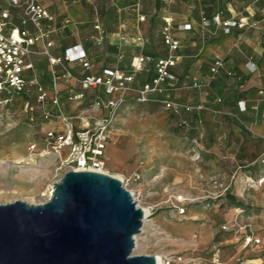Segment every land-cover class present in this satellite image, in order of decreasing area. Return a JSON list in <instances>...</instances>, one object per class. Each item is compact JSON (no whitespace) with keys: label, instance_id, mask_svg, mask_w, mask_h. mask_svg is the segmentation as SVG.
<instances>
[{"label":"rangeland","instance_id":"rangeland-1","mask_svg":"<svg viewBox=\"0 0 264 264\" xmlns=\"http://www.w3.org/2000/svg\"><path fill=\"white\" fill-rule=\"evenodd\" d=\"M64 1L54 0L57 21L69 20L67 8L74 12L76 18L70 22L78 29L72 27L70 40L85 41L92 48L93 56L97 38L103 36L101 42L105 43L107 34L119 33L128 40L130 51H133L132 38H137L139 32L150 41L140 47L141 50L163 56L167 47L162 44L161 13L179 8L185 9L184 13L196 24H200L203 16L210 19L217 13L222 20L246 19L248 25L234 28L231 36H264V0H196L198 6L189 0ZM142 16L144 21L140 19ZM96 22L102 25L103 32L95 29ZM120 23H126L122 32L115 29ZM210 28L209 41L224 35L221 27L212 25ZM241 49L244 52L246 48ZM190 50L183 47L179 53L194 55ZM186 65L183 62L177 73L181 74ZM202 79L208 88L209 77ZM187 90L168 93L181 104L195 106L201 96L198 94L192 102H186L184 93ZM92 94L89 92V96ZM5 97L4 94L2 99ZM195 116L192 111L174 114L161 102L140 104L136 100L127 101L118 112L106 150L108 170L125 184L131 174L138 172L141 180L129 182L127 188L136 191L140 206L150 207L152 213L137 235L134 254H178L188 259L204 258L206 264H213L210 251L218 245L222 250L219 264H264V187L242 192V196L236 195L235 184L227 192L221 187L222 184L230 185L240 166L243 173L253 170V176H257L262 169L259 158L264 154V144L253 145L255 162L251 168L244 169L248 160L227 157L226 152L231 153L233 149L217 139L224 133L233 135L232 129L225 125L223 128L208 126L204 120L197 121ZM42 139L41 129L28 122L20 103L0 101V204L17 200L41 204L48 200L50 189L62 178L63 170L53 157L40 155L44 148ZM33 144L36 145L34 151L31 150ZM180 195L194 201L186 206L184 215L174 206ZM233 206L245 209L242 224H251L254 236L261 240L259 245L245 246L240 236L222 230L232 219Z\"/></svg>","mask_w":264,"mask_h":264},{"label":"built area","instance_id":"built-area-1","mask_svg":"<svg viewBox=\"0 0 264 264\" xmlns=\"http://www.w3.org/2000/svg\"><path fill=\"white\" fill-rule=\"evenodd\" d=\"M140 19L144 21L145 17ZM54 23L55 16L39 0L0 1V101L20 103L28 122L42 131L44 148L40 155L53 157L63 170V175L71 170L111 175L106 150L118 112L131 96L140 104L161 102L167 110L179 115L205 109L204 102L196 106L185 105L168 93L175 90L178 84V89L201 90L208 96V88L202 80L190 75L181 76L176 71L182 62L179 53L182 40L176 34L192 32L191 22H176L173 15L164 18L162 35L167 47L166 56L141 51L133 56L125 69L103 68L98 72L93 71L89 53L83 44H74L60 53L55 52L58 45L54 38ZM212 25L221 27L224 35L228 36L234 28H244L248 23L246 19L222 20L220 13L210 19L203 16L198 35L202 46L209 42ZM94 27L103 32L99 22ZM102 38L97 40L101 43ZM134 42L144 44V38L138 36ZM245 65L250 74L257 73L258 67L252 61ZM75 66H79L83 74L79 75ZM149 68L153 69L152 77L135 88L137 77L149 71ZM225 69L224 59L215 58L210 68V80L216 79ZM227 74L232 75L231 72ZM89 92L93 94L89 96ZM4 94L6 97L2 99ZM161 95L164 98L158 99ZM238 106L241 112L247 109L244 101L239 102ZM216 113L222 114L220 111ZM196 119L202 122L199 113ZM31 150H36L35 144ZM259 163L262 169L257 176H253V172L244 176L243 192L264 187V154L259 158ZM252 166L253 162L248 168ZM241 173L242 166L232 176L229 186L221 185L224 192L231 185H236ZM120 180L139 206V196L127 185L141 180V175L134 172L127 178V184ZM175 201L174 206L180 215H184L186 206L194 202L183 195ZM244 212L241 206L233 208L232 219L222 226V230L240 236L245 246L259 245L261 240L254 236L251 224H242ZM210 254L211 262L219 264L222 257L220 247L213 246ZM161 257V264H206L204 258L188 259L178 254Z\"/></svg>","mask_w":264,"mask_h":264},{"label":"water","instance_id":"water-1","mask_svg":"<svg viewBox=\"0 0 264 264\" xmlns=\"http://www.w3.org/2000/svg\"><path fill=\"white\" fill-rule=\"evenodd\" d=\"M41 204H0V264H157L135 255L144 211L120 179L67 171Z\"/></svg>","mask_w":264,"mask_h":264},{"label":"crops","instance_id":"crops-1","mask_svg":"<svg viewBox=\"0 0 264 264\" xmlns=\"http://www.w3.org/2000/svg\"><path fill=\"white\" fill-rule=\"evenodd\" d=\"M39 1L55 16L53 27L56 29V33L54 38L58 45L55 52L60 53L65 48L74 44H83L89 53L93 64V71L95 72L101 71L103 68L119 67L125 69L130 65L133 56L143 51L140 47H143L146 43L150 44L148 38L146 40L144 39V44L136 43L134 42V38H132V41L135 44H133V51H130L131 47L128 46L129 42H127L128 40L124 36H120L119 33L107 34L105 43H100L99 40H97L98 38L96 39L97 42L95 43H97V46H93V56L91 51L92 48L85 41L76 40L73 42L70 40L73 28L74 30L78 29L77 26H73L74 22H70L74 21L76 14L74 12H69L68 8L65 7L67 8L69 20L58 22L56 9L54 8V0ZM58 1L65 3L64 0ZM168 15H173L176 22H191L193 24L192 32H179L176 34L177 37L182 40V48H191L190 51H193L194 53V55H181L182 62L177 69L180 70L183 62L187 65L185 70H182V73L179 75H190L197 77L200 80H203L202 78L206 77L211 79L210 68L213 60L215 58H222L225 61L226 69L221 71L216 79L209 81L210 84L207 89L208 96H205V93L203 92L197 93L195 89H189V91L187 90L184 93V100L186 102H192L195 96L199 94L201 97L197 100L198 102L196 105L204 102L205 109L201 112L193 110V115L199 113L201 121L204 120L208 126H219L220 128H223L225 125V127L232 129L234 132L233 135L224 133L217 137V139L221 141V144H227L226 146L229 145V148L231 147L233 149L231 153L226 152L227 157H245L248 160V165L252 162L254 164L253 145L256 147L259 142L264 144V103H260L264 96V36L261 38H242V36L235 37L231 35H218L206 45L202 46L198 36L200 24H196V22L192 18H189V15L186 13L181 14L175 10H165L161 13L163 26L164 18ZM122 25H124V27H122ZM115 29L122 32V30L126 29V23H120V26ZM255 29L261 30L259 28ZM137 35L141 36V33L139 32ZM241 47L246 48L244 52ZM166 55L167 52L163 56ZM248 61H252V63L258 67L257 73H249L245 65ZM95 62H99L98 66L95 65ZM75 69L79 75L83 74V71L79 66H75ZM149 69V71H145L137 77L134 84L135 88L143 85L152 77L153 69ZM227 72H231L232 75L229 76ZM144 74H147L146 79L143 77ZM178 86L179 85L176 84L175 92L180 90L178 89ZM162 98H164L162 95L158 97V99ZM130 100H135V97L131 96L127 101ZM241 101H244L246 104L247 109L244 112L239 110L238 104ZM216 111H220L222 114H217ZM221 115H225V117H221ZM227 115H231L235 118L227 117ZM216 123H218V125H215ZM223 157H225V154H223ZM248 165H244V169L248 168ZM249 172H253V170ZM246 174L248 173L242 172L235 185L236 195L238 196L243 195V179ZM237 185L238 188L236 189ZM235 207L236 206H233V208Z\"/></svg>","mask_w":264,"mask_h":264},{"label":"bare ground","instance_id":"bare-ground-1","mask_svg":"<svg viewBox=\"0 0 264 264\" xmlns=\"http://www.w3.org/2000/svg\"><path fill=\"white\" fill-rule=\"evenodd\" d=\"M121 179V178H120ZM53 190H54V188L52 187L51 189H50V192H49V196H53ZM139 207H141L142 209H143V211H144V222L148 219V217H149V215H150V213H151V210H150V207L149 208H147V207H143V206H140V204H139ZM144 224V223H143ZM136 238H137V236L135 237V240H136ZM161 262H162V257L161 256H159V255H157V264H161Z\"/></svg>","mask_w":264,"mask_h":264},{"label":"trees","instance_id":"trees-1","mask_svg":"<svg viewBox=\"0 0 264 264\" xmlns=\"http://www.w3.org/2000/svg\"><path fill=\"white\" fill-rule=\"evenodd\" d=\"M188 2V0H180V2ZM189 2H191V3H193V5H196V6H198V2L196 1V0H194V1H191V0H189ZM174 10V9H173ZM175 11H177V12H179V13H184L185 12V9H183V8H179L178 10H175ZM163 44L165 45V43H164V41H163ZM167 52V51H166ZM148 54H151V53H148ZM151 55H154V54H151ZM154 56H156V55H154ZM260 171H261V169H260Z\"/></svg>","mask_w":264,"mask_h":264}]
</instances>
